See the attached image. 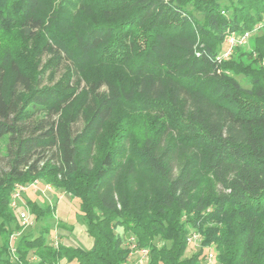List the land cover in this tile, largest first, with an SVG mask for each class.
I'll return each instance as SVG.
<instances>
[{
  "label": "trees",
  "instance_id": "1",
  "mask_svg": "<svg viewBox=\"0 0 264 264\" xmlns=\"http://www.w3.org/2000/svg\"><path fill=\"white\" fill-rule=\"evenodd\" d=\"M5 137L0 264H125L127 234L144 264H264V0H0ZM34 180L77 201L89 247L23 231L10 193Z\"/></svg>",
  "mask_w": 264,
  "mask_h": 264
},
{
  "label": "rangeland",
  "instance_id": "2",
  "mask_svg": "<svg viewBox=\"0 0 264 264\" xmlns=\"http://www.w3.org/2000/svg\"><path fill=\"white\" fill-rule=\"evenodd\" d=\"M221 1L224 2V0ZM257 31L259 30L257 29L256 31H254V33L251 34V37L255 35V32ZM250 44L251 43L248 42L244 44V46L248 48ZM238 78L241 79L240 76ZM241 82L242 85L247 86V83L243 79L241 80ZM6 139L7 137L1 140L0 148L2 153L4 152V144ZM27 199L37 201L38 204L45 203L54 205L56 211L53 218L37 222L34 221L33 225L23 229L24 232H27L29 230L31 233L37 234L42 225L47 222L50 227V241L53 240L52 237H57V240L64 241L67 244H79L87 247L88 239L86 240V238L89 237L85 232V224L81 215L82 213H80L77 201L74 198L66 194L63 190L51 187L38 180L35 185L28 186L22 195V203L26 208ZM30 213L34 217L33 213ZM119 230L120 229H118V231ZM130 238L131 235L127 234L124 237L125 243H128L130 241ZM190 245L191 246L189 247V249L186 250V255H189L190 253H192V251H194V242H192ZM147 258H145L143 261H139L138 254L134 249L132 250L131 248L128 260L125 264H144Z\"/></svg>",
  "mask_w": 264,
  "mask_h": 264
},
{
  "label": "built area",
  "instance_id": "3",
  "mask_svg": "<svg viewBox=\"0 0 264 264\" xmlns=\"http://www.w3.org/2000/svg\"><path fill=\"white\" fill-rule=\"evenodd\" d=\"M223 12L224 11L222 10V13ZM259 27L260 26L256 27L253 30L256 31L257 29H259ZM253 30L244 31L241 33L232 32L227 34L224 41L225 43L224 48L220 51L218 58L221 59V58L229 57L235 46H238L239 44L244 45L248 43L251 34L254 32ZM37 181L38 180H34L31 184L27 186L22 183H15L10 193V202H11L10 206L11 208L16 210L17 212L16 216L18 218L19 224L22 226V229L31 226L34 223V217L31 215L30 211L22 203V195L28 186L35 185ZM17 235L18 232L14 233L11 236V241L14 240L17 237ZM197 240H198L197 235H192V237L188 239V241L190 242H195ZM57 241H58L57 238L54 237L51 242L52 244L56 245ZM134 241H135L134 238L131 237L129 241L130 247L132 248V250L134 249L135 252L138 254L139 261H143L148 256V249L145 247H137ZM14 251H15V247L11 244V252ZM205 262L206 264H217L214 260L213 251L211 249H208V251H206Z\"/></svg>",
  "mask_w": 264,
  "mask_h": 264
},
{
  "label": "crops",
  "instance_id": "4",
  "mask_svg": "<svg viewBox=\"0 0 264 264\" xmlns=\"http://www.w3.org/2000/svg\"><path fill=\"white\" fill-rule=\"evenodd\" d=\"M88 236V235H87ZM89 237V236H88ZM57 238V237H56ZM52 239H53V237H52ZM88 239V240H87ZM90 239V240H89ZM86 240L88 241V243H87V247H89L90 246V244H91V238L89 237V238H86ZM52 241V240H51ZM89 244V245H88Z\"/></svg>",
  "mask_w": 264,
  "mask_h": 264
}]
</instances>
